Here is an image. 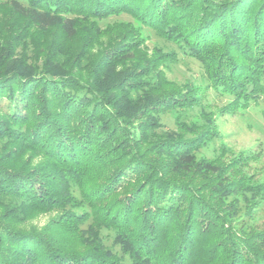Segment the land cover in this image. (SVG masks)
Returning <instances> with one entry per match:
<instances>
[{
	"label": "trees",
	"instance_id": "trees-1",
	"mask_svg": "<svg viewBox=\"0 0 264 264\" xmlns=\"http://www.w3.org/2000/svg\"><path fill=\"white\" fill-rule=\"evenodd\" d=\"M144 28L228 112L264 115V0L0 1V264H264L256 156L198 158L214 118L186 121L203 92L167 78L177 52L148 53Z\"/></svg>",
	"mask_w": 264,
	"mask_h": 264
},
{
	"label": "rangeland",
	"instance_id": "rangeland-1",
	"mask_svg": "<svg viewBox=\"0 0 264 264\" xmlns=\"http://www.w3.org/2000/svg\"><path fill=\"white\" fill-rule=\"evenodd\" d=\"M0 1L5 2V0ZM115 22H134V20L128 14H121L101 21L100 24L101 27H106ZM143 34L146 38L145 45L148 53H151L153 49H161L164 52H177L176 61L162 67L171 82L178 87L189 85L203 92L201 106L196 107L194 111L185 113L186 121H201L202 113L210 115L211 118H214L218 137L197 153L198 158H213L223 146L227 150L228 159L241 153H250L256 156V159L250 161L248 171L253 175L254 180L264 182L263 106L253 104L248 109L228 112L226 107L231 102L232 97L227 94L222 95L208 86L204 70L198 61L184 56L175 45L165 42L150 29L144 28ZM178 114L172 111L161 115V121L166 129L177 130L175 117ZM74 195L80 197L77 190L74 191ZM77 211H81V209H77ZM52 216H54V213L41 215L31 221L30 225L42 227ZM244 220L248 225L262 229L264 227V205L254 216ZM90 223V221L87 222L81 228L88 229ZM102 233L105 236L107 231L103 230ZM111 243L110 238L106 239L107 245L110 246Z\"/></svg>",
	"mask_w": 264,
	"mask_h": 264
}]
</instances>
